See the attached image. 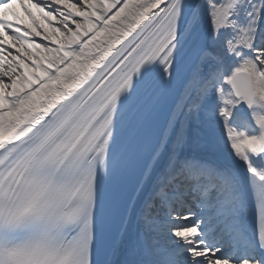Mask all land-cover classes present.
Instances as JSON below:
<instances>
[{"label": "snow or ice", "instance_id": "snow-or-ice-1", "mask_svg": "<svg viewBox=\"0 0 264 264\" xmlns=\"http://www.w3.org/2000/svg\"><path fill=\"white\" fill-rule=\"evenodd\" d=\"M0 264H264V0H0Z\"/></svg>", "mask_w": 264, "mask_h": 264}, {"label": "rangeland", "instance_id": "rangeland-1", "mask_svg": "<svg viewBox=\"0 0 264 264\" xmlns=\"http://www.w3.org/2000/svg\"><path fill=\"white\" fill-rule=\"evenodd\" d=\"M39 39V38H38Z\"/></svg>", "mask_w": 264, "mask_h": 264}]
</instances>
